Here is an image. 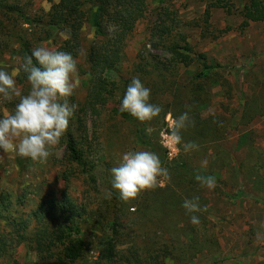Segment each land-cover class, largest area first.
I'll return each mask as SVG.
<instances>
[{
    "label": "trees",
    "instance_id": "16d2710c",
    "mask_svg": "<svg viewBox=\"0 0 264 264\" xmlns=\"http://www.w3.org/2000/svg\"><path fill=\"white\" fill-rule=\"evenodd\" d=\"M45 1L50 5L48 11H33L21 0H0V63L9 57L18 62L19 68L24 56L38 46L69 52L77 61L78 76L85 79V95L77 99L73 93L68 98L76 109L68 130L56 145L63 150L59 179L64 188L39 195L35 207H30L26 194L0 193V263L194 264L198 256L205 254L213 259L210 264H219L222 232L211 220L210 203L194 177L199 174L202 160L209 162L215 157L227 175L251 181L252 190L264 196V149H256L251 138H241L240 142L245 141L239 148L246 150V159L240 164L222 149L220 143L232 129L231 120L219 121L215 116L202 119L198 109L208 101L207 86H219L228 99L231 86L220 66L210 64L205 54L193 52L181 30L203 28L205 34L212 11L218 9L228 17L238 18V30L243 32L252 24L264 23V0H243L242 8H237L234 0H199L205 5L201 24L181 20L172 0ZM85 25L94 29L92 41L82 36ZM137 37L142 50L130 78L112 80L111 74L121 64L125 47ZM147 46L154 54L144 52ZM193 65L197 71L188 82H181L180 73ZM134 77L151 89V101L161 107V121L168 113L177 118L188 112L190 122L180 134L183 143L193 142L198 150L185 152L179 145L181 153L170 164L161 146L151 139L143 140L136 119L120 111L127 85ZM16 82L22 93L29 91L23 71L16 76ZM3 101L8 112L18 102ZM245 106L241 125H249L256 117L264 118V85ZM108 119L132 125L135 138L159 156L170 179L164 189L149 190L141 199L129 200V204L114 194L102 197L96 209L89 211L84 201L69 194V184L72 179L86 186L90 181L98 193L96 167L87 159L88 139L90 133L94 140L100 139L98 133ZM156 126L152 123V128ZM219 194L227 195L223 190ZM243 195L254 199L252 194ZM194 197L199 198L204 209L195 213L200 220L197 225L191 223L190 215L181 206L185 198ZM91 222L103 232L96 242L83 230ZM246 235L264 236V225H255L244 232ZM18 248L23 249V255L15 262L11 252ZM92 252L97 258L90 261L88 255Z\"/></svg>",
    "mask_w": 264,
    "mask_h": 264
},
{
    "label": "rangeland",
    "instance_id": "374dc122",
    "mask_svg": "<svg viewBox=\"0 0 264 264\" xmlns=\"http://www.w3.org/2000/svg\"><path fill=\"white\" fill-rule=\"evenodd\" d=\"M21 1L30 6L33 11L40 8L48 11L50 7L45 0ZM172 2L181 20L184 22L196 21L201 24L205 5L199 0H172ZM234 4L237 8H242L243 0H234ZM239 24L238 18L228 17L222 10L217 9L212 11L210 26L205 30V34L202 33L203 28L187 27L181 30L186 35L193 52L205 54L210 64L220 66L221 73L231 86V98L229 99L224 96L219 86H207L208 101L199 107L198 112L202 119L215 116L219 121L231 120L232 129L226 139L221 141L220 146L229 153L230 158L236 164H240L246 159V150L239 148L240 145L241 147L244 145L245 141L240 142L241 138H251L256 149H264V118L256 117L247 126L241 125L240 119L246 108L245 103L250 102L264 85V23L252 24L243 32L238 30ZM227 28H231L230 31L219 35V31ZM139 34H143L142 28H140ZM202 34L204 38L201 37ZM217 35H219L218 39L214 40L213 37ZM82 36L85 40L92 41L94 29L85 25ZM139 39L140 37H137L136 41L125 47L121 64L116 72L111 74L112 80L130 78L134 65L139 61L138 52L142 50V46L138 45ZM48 48L51 49L50 46ZM145 50L144 52L154 54L150 46H147ZM80 64H83V60L80 61ZM17 68L18 62L9 57L0 63V69L10 74H14ZM196 71V65L183 70L180 73V81L188 82ZM85 84V79L80 76L76 77L73 93L77 99H82L85 95ZM149 102L153 103L151 98ZM3 106L4 101L0 97V115L5 112ZM167 118L171 122L176 119L171 113H168L164 121H161L159 113L158 117L151 121L136 120V124L140 125L143 140L151 139L154 144L160 146L159 133L166 127ZM152 123H157V126L152 128ZM133 128L127 123L123 124L118 120L108 119L103 129L98 133L100 139L94 140L90 133L87 159L96 167L94 180L99 194L97 191L96 193L93 191L92 182L89 181L86 186L78 179L70 180L68 189L72 197L78 199L79 202L84 201L89 206V211L96 209L95 205L102 201V197L109 198V191L112 196L113 194L119 196L117 191L111 189L110 169L118 166L122 154L128 150H148L135 138ZM50 151L51 155L44 162H33L30 159L18 157L14 152L0 151V193L26 194L30 207H35L36 198L39 195L63 189L64 183L59 179V173L63 170L61 169L63 150L54 146ZM180 153L181 149L178 145V154L174 160L178 159ZM173 162L171 161L170 164ZM199 166V174L214 176L217 181L215 188L223 190L227 194H219L220 191H215V189L209 191L207 188H201L203 196L210 203V218L216 224L217 229L222 232V235L219 236L221 247L219 264L264 263V236H244V232L246 233L255 225H264V196L252 190L251 181L245 178L237 180L238 178L227 175L226 171L222 170L221 161L215 157L210 159L206 168ZM262 177L264 178V171ZM168 182L169 179L161 178V185L156 188L164 189ZM147 191L149 190L140 192L135 199H141ZM243 193L252 194L254 199L247 198ZM122 202L129 204V201L122 200ZM154 216L157 217V214ZM165 218L168 220L167 217ZM83 230L92 241H95L96 237L103 236L102 230L93 222L84 225ZM249 240L250 244L247 243ZM11 255L16 262L23 255V249L14 250ZM96 258L97 255L94 252L89 253L90 261ZM210 263H213V259L205 254L198 256L194 261V264Z\"/></svg>",
    "mask_w": 264,
    "mask_h": 264
},
{
    "label": "clouds",
    "instance_id": "9594fccd",
    "mask_svg": "<svg viewBox=\"0 0 264 264\" xmlns=\"http://www.w3.org/2000/svg\"><path fill=\"white\" fill-rule=\"evenodd\" d=\"M23 71L30 85L24 94L17 86L15 75ZM78 76L77 61L69 52L38 46L26 54L14 74L0 69V97L18 102L11 112L0 115V151L14 152L20 158L33 162H44L51 155V149L58 145L69 127L76 109L68 98L73 95ZM151 89L144 86L139 77L131 79L120 103V111L127 112L140 122L158 117L161 108L150 103ZM187 111L172 120L171 141L181 145L185 152L198 150L193 142L183 143L181 130L189 124ZM208 161L202 160L206 168ZM111 189L123 201L135 199L145 190L160 186V180L170 179L168 169L159 156L149 150H128L119 164L110 169ZM201 187L212 191L216 187L214 176L195 175ZM111 191L108 196H111ZM199 198H185L182 208L190 215L193 225L200 223L195 213L203 211Z\"/></svg>",
    "mask_w": 264,
    "mask_h": 264
},
{
    "label": "built area",
    "instance_id": "2783aa9c",
    "mask_svg": "<svg viewBox=\"0 0 264 264\" xmlns=\"http://www.w3.org/2000/svg\"><path fill=\"white\" fill-rule=\"evenodd\" d=\"M166 127L163 128L159 133V144L165 151V156L168 161H172L177 157L178 145L174 144L170 139L171 133V121L169 118L166 120ZM161 185V184H160Z\"/></svg>",
    "mask_w": 264,
    "mask_h": 264
}]
</instances>
